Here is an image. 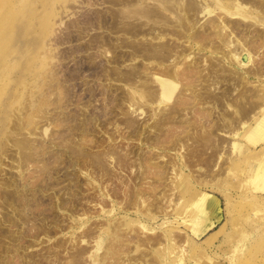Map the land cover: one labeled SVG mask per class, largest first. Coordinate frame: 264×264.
Segmentation results:
<instances>
[{
    "label": "bare ground",
    "instance_id": "obj_1",
    "mask_svg": "<svg viewBox=\"0 0 264 264\" xmlns=\"http://www.w3.org/2000/svg\"><path fill=\"white\" fill-rule=\"evenodd\" d=\"M108 1L111 2V5H118V7L114 11L112 9L116 6L112 5L111 12H114L111 16L100 15L97 18L99 25L109 28V33L96 35L97 38H95L94 44H97L98 48L101 47L102 53L106 55V59H104L106 62H102L105 66L102 65V69L98 68V72L102 71L99 74L106 77L105 79L113 78L124 82L127 90L121 96H118L120 94L116 95L119 97L116 98L115 95V97L112 95V86L106 85L107 88L105 90H108V96L112 99L111 103H107H115V105L108 106L109 108L112 107L109 109V112H102L104 118L101 121L103 126L109 122L111 123V121H118L115 124V130L122 124L126 128V134L124 135L126 138H124L127 139L128 137L131 140L137 141L134 144H131L132 141L130 143L127 142L128 144L125 146L116 144V139L113 140L116 137L114 134H117L115 131H106V139L108 141L105 139L100 140L101 138L94 140L92 138L94 129L91 125V117L84 112L83 115L79 113L82 115L81 117L73 114L74 116L71 117L74 123L70 124L71 128L68 127L70 129L68 130L69 132L61 131L66 134L60 135L59 138L61 139L54 143L56 146L60 147L61 145L64 148L63 153L59 154V156L57 154L55 155L57 157H54L55 159L49 160L66 163L68 159L70 165L72 164L75 166L74 168L78 169L83 167V165H90L89 169L91 170L89 172L80 169L85 174V180L80 179L76 175H71L68 171L67 173L64 172L65 176L71 177V187H68L66 191H62L66 196L63 194V196L57 197L56 203L53 202L55 204L52 203L51 196H47V199H45L46 197L44 198L42 195H36L32 187L34 180H24L21 185L16 181H12L11 184H14L15 189L3 191L4 193L2 194L5 198L3 200L6 201L3 202L12 206L14 216L13 214L5 213V219L9 222V225H16L19 220L22 224H27L34 215L27 213L31 208L40 210L39 214H42V219L50 216L54 219L56 217L52 213L54 206H62L67 209L70 206L69 209L73 210L72 208H74L75 210V207L81 201L85 202V204L88 203L89 206L92 203L93 206H98L99 215H111V213L113 215L114 210L117 208L132 207L139 218H142H136L137 225L141 229L139 230L141 234L136 230L131 235L119 232L120 218L124 217L110 216V221H105L106 224L102 230H100L102 226L96 223V228L94 225L95 230L94 228H85L86 230L82 231L81 236L79 235L80 238H77L85 243L86 239L95 237V241L100 243L102 242L103 230H109L108 227H114L115 231H107L111 235V238L105 254L107 253L110 259L124 255V259L127 260L124 264H129L128 262L132 258L133 261H141L143 264H163L164 257L169 260L174 259L176 263L182 260L187 262V259H184L189 254L186 242L188 243L191 239L198 238L206 228L214 223L216 219H219L216 210L218 196L205 190L206 188L214 189L215 191L221 190L207 179L205 180L209 182L205 180L204 182L199 181L198 176L192 173L191 166L200 165L207 172V175H210L213 179L216 177V174L222 175L221 173H224L226 165L230 164L228 162L224 165L225 162L232 159L230 157L233 150H237L243 144L239 138H246L250 147L253 148H251L249 153L242 151L244 158L248 160V165L245 169L248 174H256V182L261 181L262 183H258L256 187L254 186V189L258 188L256 190L257 194H264V164L262 161H259L262 160L261 156L263 158L264 155V87H262L264 86V0ZM101 14L104 13L101 12ZM202 17L205 18L203 21H200ZM93 42H90L92 46L94 45ZM137 58L140 60L136 61ZM128 62L131 64L122 69V64ZM55 76L56 74L53 77L55 78ZM48 80L50 82V79ZM51 81L53 80L51 79ZM60 83L56 81L51 85L52 89L56 91L59 88L61 89L62 85ZM248 85L251 87H248ZM49 87L47 90L50 89ZM62 91H64L65 95L55 97L56 99L51 104L55 106L62 105L67 95L64 88ZM62 91L60 90V93ZM173 93L176 94L174 97L172 96ZM171 96L174 100H170L171 103L166 102ZM142 102L147 103L148 108L152 110L150 111L152 114L149 115L150 121H139L133 115L127 113L129 111L133 113H137V111L139 113L144 112ZM42 104L43 102L39 101V107H37L39 111L42 108ZM123 106L127 109L123 110ZM106 108L107 106L104 109ZM114 108L122 110L120 112L122 115L116 116L115 113L112 115V110H115ZM213 111L216 113L213 114ZM107 114L108 116L105 117ZM28 116L29 118L31 117L30 115ZM61 116L57 114L56 121L59 123L63 121L64 124L67 117L62 116L63 118H61ZM30 122H27L28 125H30ZM52 123L56 122L53 121ZM20 125L22 127V124ZM28 125L24 126L27 127ZM54 125H57V123ZM18 129L19 127L16 130ZM31 129L29 130L30 132ZM61 132L60 134H62ZM73 135H77L75 136L76 139ZM228 136H231V138L226 139ZM14 141L20 155L18 166H24L29 161L39 160L40 156L43 157V159L41 158L43 164L39 166L37 172L38 176H42L39 188L42 190L50 188L53 183H51V180H48L51 173L56 169L52 165L54 162L51 164L46 159L47 157L43 156L46 145L41 143L35 146L36 143L34 144L25 138H19V140ZM258 143H261V145L257 147ZM94 146L95 148H93ZM228 147L229 150H233H230L232 152H228L227 155L225 154V150ZM230 154L231 156H229ZM158 158L165 162L161 164ZM166 165L170 167H166ZM54 166L56 165L54 164ZM126 168L129 169L130 173L124 178V175L122 176L120 173L123 170H127ZM185 169L188 171H185ZM167 170L172 173L168 183L166 182ZM217 178L219 179V177ZM103 179H108L111 183L102 184ZM192 179L194 180L191 181ZM108 183L110 184V188L108 187ZM85 186L89 189L91 188L92 193L88 191V193L81 192L82 189L80 190V188H84ZM191 186L194 188L193 198L189 206H184L181 212L186 214L185 218L183 216V220H188L189 218L193 220L195 216H203L202 224L200 226L190 225L188 229L190 233L186 232L183 234V237L181 235L175 236L174 232H164L161 235L153 234L151 236L145 234L148 231V227L142 221L144 217L145 220L148 217L153 218L155 216L154 212H152L153 210L159 211L158 214L161 212L160 210L165 213L166 211H170L173 195H178ZM221 191L224 192L223 190ZM178 199L179 201H184L181 196ZM107 202L110 205L108 209L105 208ZM79 205L82 204L79 203ZM80 208L82 209L81 213L85 216L81 213L82 216L75 215L73 212L69 213L71 224H66V227L71 228L69 242L73 240V234L75 233L73 227L78 228V226L87 222L90 216L87 213L88 209L86 210L83 205ZM69 209L68 211H70ZM212 209L213 217L207 213V210ZM55 222L57 223L56 227L63 228L59 221ZM37 229H41L46 235L52 231L46 224L45 226H39ZM37 229L35 225L29 226L26 229L24 228L23 232L17 237L16 233L0 228L1 237L4 235L11 240V244L9 245L6 243L2 245V242L0 244V264H63L61 261L65 257H62L63 255L61 256L57 251L65 247L64 243L66 241L55 242V246L57 247L55 248L57 249L55 253L51 254L55 251L53 249L51 253L48 251L47 254L54 255V259L52 258L54 262H50V257L48 256L49 258H47L44 254L40 257L37 256L38 259L33 258L35 256L31 254H27L26 257L23 255L18 256L21 253H18L19 249L31 243L26 240V237L24 239V236L27 235L29 238L35 237L33 233L36 231L33 230ZM192 235H195V238ZM180 238L183 239L180 240ZM163 241L167 245L169 244V254L177 253L174 258L168 254L164 255L165 243L162 244ZM86 243L88 242L86 241ZM69 245L71 246V244ZM76 245L71 246V251L68 250L69 253L67 254L70 258L67 259L66 264H80L82 259L83 261L85 260L84 255L91 251V248L89 249L85 245ZM192 245L197 247L194 243ZM132 250L136 252V255L131 258L129 253ZM147 250L150 252L152 250V255H149L150 257H146L149 253H147ZM198 256L203 257L207 262L210 260L204 249L198 251ZM92 260L95 259L92 258ZM109 264L120 263L116 259L110 261Z\"/></svg>",
    "mask_w": 264,
    "mask_h": 264
},
{
    "label": "rangeland",
    "instance_id": "obj_2",
    "mask_svg": "<svg viewBox=\"0 0 264 264\" xmlns=\"http://www.w3.org/2000/svg\"><path fill=\"white\" fill-rule=\"evenodd\" d=\"M110 3L111 2H109L108 0H0V183H1L0 228L4 229L5 231L7 229V231H12L16 233L17 237L23 232L24 228L26 229L32 225H35L37 229L39 226L40 227L42 225L45 226L46 224V226L47 227L49 226L52 230L51 233L48 235L43 233L41 229L33 230L36 232L33 233L35 237L32 238H29V236L27 237V235H25L24 239L26 237V240H28L31 243L28 246L22 247L23 251L20 248L18 253L20 252L21 253L18 254V256L23 255L26 257L27 254H31L32 256H35L33 258L38 259V257L44 254L46 255L47 258L50 257L49 258V261L51 260L50 262H54L53 261L54 255L51 254L57 251V249H55L57 248L55 246L56 245L55 242L66 241V243H64L65 247L60 248V250L58 249L57 251L58 253H60L61 256L63 255L62 257H65L63 258V261H61L63 264H66L65 262L67 261L68 258H70L68 257L67 253L71 251L70 249L71 246H74L76 244L78 245L82 244L88 247L89 249L91 248L90 253L84 255L85 262L82 259L81 260L82 263L80 262V264H84V263L109 264L110 261L116 259L119 261L120 264H124V262L127 261L126 259H124L125 257L124 255H121V257L117 256L118 258L115 257L110 259L109 255L107 253L105 254V250L108 249L109 240L111 238V235H109V232L107 231L110 230L115 231L113 229L114 227L112 228L108 227L109 230L107 229L103 230L102 242L100 243H97L95 241L96 239L95 237H92L93 239L92 238L86 239L85 243L80 241L79 238L81 236L82 231H85L87 228H94V225L96 228L97 224L98 225L100 224L102 226L100 227V230H102L103 226H105L106 224L105 221H110L111 219L110 216L113 217L119 216V217H124V218H120L121 224H119L118 226L119 232L127 233V235H131L134 233L133 231L136 230L138 233L141 234V232L139 231L141 229L138 227L137 225L138 223L136 221L137 219H142V218H139V216L134 212V209L132 207L120 208V209L117 208L114 210V213L115 212L116 213L115 214L113 213V215L112 213L111 215L109 214L99 215L98 206L95 205L93 206V203L91 206H89L88 203L85 204V202L82 201L79 203H81L86 208V210L88 209L87 213L90 216L87 222H84V224L78 226V228L73 227L75 229V233L73 234V238H72L74 241L72 240L71 242H69L70 241L69 232L71 228L66 226L69 223L71 224V220L69 218L70 212L71 213L73 212L75 215L78 216L83 215L81 213L82 209L80 208L82 207V205H79V203L77 207H75V210L74 208H72L73 210L69 209L70 208L69 206L68 209L70 211H68L67 208L62 206L59 207L54 206L52 209V213L56 215L54 219H52V216L50 215H49L50 217L42 219V214H39L40 210L31 208V210H28L27 213L30 215L33 214L34 215L32 217L33 219L29 217L31 219L27 223L29 225L28 227L26 223L22 224L20 220L17 222L16 225H11V224L9 225V222L6 221L5 219V213H8L10 215L13 214L14 216V213H12L13 212L12 206L3 202L5 201L3 200L5 198L4 195L2 194L7 190L11 191L12 189H15L14 184H11L12 181H16L18 184L20 183L19 185H21V183H23L24 180L25 181L34 180L32 182L33 183L32 187L36 195H40V196L42 195L44 198L46 197L45 199H47V196H51L52 203L53 202L56 203L57 197L63 196L64 193L62 191L64 190L66 191L68 187H71L70 185L72 183L71 177H69L68 175L65 176V173H67V171L68 173L70 172L71 175L72 174L76 175L80 179L85 180V176H84L85 174L82 173L80 169L89 172L91 170L89 169L90 165H83V167H80V169H78V168H74L75 167L74 165L72 164L70 165V163L68 162L69 160L67 158L66 159L68 163L67 162L62 163V161H60L59 159L58 161H60V163L57 161H56L57 163L55 161H50L57 157V156L55 157V155L58 154L59 156V154L63 153L64 148L61 145L60 147L56 146V144L54 143H56L57 140L59 141L61 139L59 138L60 135L63 136V134L65 135L67 132H69L68 130H70L69 128H71L70 124L74 123V121H72V117L75 114L81 117L84 112L91 117V121H92L91 125L94 129V135H95V136L92 135V138H94V140L97 138L98 139L101 138L100 140L105 139L106 141H108L106 139L107 132L115 131V133L117 134H114V136L116 137H114L113 140L116 139V144L119 145L122 144L125 146L128 144L127 142L130 143L132 141L131 144H134L137 141L133 139L131 140L128 137L127 139H125L126 137L124 135L126 134L125 131L126 128H124L122 124L121 125L118 124L120 125L118 129L116 128L118 131L115 130V124L118 123V121L117 122L111 121L112 124L110 122H109L110 124L105 123L106 125L104 126L101 121L104 118L102 112L103 113H105L106 111L109 112L110 111L109 109H111L112 107L109 108L108 106H113V104L115 105V103L110 104L111 103L110 101L112 99L108 96L109 94L107 93L108 90L107 89L105 90V88H107L106 85L112 86L111 89L113 91L112 90L111 91L113 96L114 95L116 96L118 94H120L118 96H121V94H123L124 91L127 90V86L125 85L124 82L120 80L117 81L113 78L105 79L106 77L101 76L102 74L101 75L99 74L102 71L100 70L101 72H98L99 71L98 68L102 69V67L105 66V64L103 65V63L104 61L106 62V60H104L106 59V55L102 53L101 47L98 48L97 44H94L95 38H97V36H99L100 34L104 35L109 33L108 31L109 28L107 26L99 25L97 23L98 22L97 18H99L100 15L101 16L112 15V13L117 9L118 5L116 6L112 4L113 6H116L113 8V6ZM111 9L114 11L111 12L112 11ZM101 12L104 14H101ZM204 18L205 17L200 18V21H203ZM90 42H93L94 45L92 46L91 45L92 43ZM89 43L92 47L89 45ZM91 54H93L95 57ZM138 60L140 59L137 58L136 61ZM128 64L130 65L131 63L129 62L124 63L122 64L121 68L125 69V67H128ZM98 65L101 66L99 67ZM52 73L53 75H51ZM54 73L56 74L55 78L53 77L55 75ZM57 77L60 79H58ZM48 79H50L51 83L49 82ZM51 79L53 81H51ZM54 81L55 82L59 81V83L61 82L60 85L62 86L61 89L59 88L58 91L53 90L51 87V85L55 83ZM48 87L50 89L47 90ZM248 87L251 86L248 85ZM63 88L66 90L67 95L65 96V98L63 97L65 101L62 102V105H60L61 107L51 104V102L57 97L65 95V93H63L64 91H62ZM60 90L62 91V93H60ZM175 95L176 94L173 93L172 96L174 97ZM172 96L166 102L171 103L170 100L171 101L174 100ZM116 98L119 97L116 96ZM39 101L43 102V104L41 105L42 111L41 110L39 111V109L37 108L39 107L38 106ZM107 102L110 103L108 104ZM145 102H142L143 105L142 107L144 108V112L139 113L137 111V113L136 112L133 113L129 111L127 113L133 115V117H135L139 121L142 122L143 121L145 122L147 120L150 121L149 115L152 114V112H150L152 110L148 108V106L146 105L147 103ZM106 106L108 109L107 108L104 109ZM126 109L127 108L123 106V110ZM112 112H113L112 115L114 113L116 116L122 115L120 113L122 112V110L120 111V109L112 110ZM213 112H214L213 114L216 113L215 111ZM55 113L60 114V116L63 114L62 115L63 117H67L64 121V124L63 121H61V123L56 121L57 114ZM79 113L80 114L82 113V115H80ZM28 115L31 116L30 117L31 119L29 118ZM62 116L61 118H63ZM107 116L108 114L105 117ZM53 121L56 122L57 125H54L56 123H52ZM27 122H30V125H28ZM20 124H22V127H20L21 126ZM26 124L28 125L27 127L24 126ZM16 127L17 128L19 127V129L16 130L17 129ZM30 129L31 132L29 131ZM61 131L66 133H63ZM60 132L62 134H60ZM19 138L28 139L30 140V142H33L34 144L36 143L37 145L35 144V146H38L41 143L46 145L45 153L43 154V156H45V158L47 157L46 159L49 162H51V164L54 162L52 165L56 169L51 173L50 179L48 180V181L51 180V183H53L50 188H47L48 190L47 189L42 190L41 188H39L40 187L39 183L42 176H38L37 172L39 166L43 164L42 156L39 155L40 158L38 157L40 161L39 160H35L37 162L29 161V163H27L26 165L22 163V165H24L21 166L22 168L18 166L20 163L19 162L20 155L14 140L17 141V139L19 140ZM229 138H231V136L226 137V139ZM239 140L243 144L241 143L242 144L241 147L237 148V150L234 149L235 150L234 151L233 149H230L233 150L232 152L229 150V147L226 148L225 150L226 151L225 154H227L228 152L230 153L232 152L233 157L231 156V154L229 155L231 156L230 158L232 159H229V161L225 162L224 165H226L228 162L230 164L226 165V169L224 173L223 172L221 173L222 175L216 174V177L213 179L210 175H207V172H205V170L202 167H200V165L195 167L191 166L192 173L195 174V176H198L199 181L201 180L204 182V180L207 179L212 183H214L216 186H218L219 187L218 189L224 191V192H222L221 190L215 191L214 189H209V188H206L205 190L207 192L210 191L209 193H213L216 196H218L217 197L218 200L216 202L217 204L216 210L219 215V219L216 220L213 219L215 220L214 223H212L208 228H206L198 238H195V235H192V237L195 239H191L188 243L186 242V247L187 250L189 249V254L184 259H187V262L185 260H182L181 262L176 263V260L174 259L169 260L164 257L163 264H173V263L174 264H196V263L197 264H264V201H263L264 194L263 193L257 194L258 192L256 190L258 188L254 189V186L256 187L258 183L261 184L262 182L261 181L256 182L257 180L256 174L253 175L248 174L247 170L245 169L246 166L248 165L247 163L248 160L244 158L242 151L249 153V151L253 147H250V145L246 141V138L240 137ZM258 145L260 146L261 143L260 144L258 143L257 147ZM248 146L250 149L247 148ZM93 148H95V146ZM165 156L169 157L168 155ZM63 157L65 158L64 155ZM261 159L262 160L259 161H262V163L264 164V155L263 158L261 156ZM158 161L161 164L165 162L159 158ZM54 164L56 166H54ZM166 167H170V166L166 165ZM36 169L37 171H35ZM126 169L127 170H123L120 173V175L122 176L124 175V178H126V176L129 175L130 173L129 169L128 168ZM168 170L170 169L168 168ZM168 170H167L168 174H166V176L168 177V178L166 177L167 183L170 179V176L172 175V173H170V171ZM185 171L188 170L185 169ZM217 177H219V179ZM25 178L28 179L26 180ZM210 178H212L213 180ZM103 180H102V184H105L110 181L108 179H103ZM193 180L194 179H192L191 181ZM207 180L205 181L209 182ZM109 186L110 184L108 185V187ZM82 187L80 188V190L82 189L81 192L92 193L91 188L89 189L87 186H85L84 188ZM193 189L194 188L191 186L186 191H183L182 193L180 192L178 195H173L170 205L171 209L168 208L170 209V211H166L165 213L164 211L160 210L161 212L158 214L159 211L153 210L152 212H154L155 215L153 218L148 217L145 220L144 217L142 221L146 223L148 227V231L146 233L145 232L143 233L147 234L148 236H151L153 234L161 235L164 232L167 233L174 232L175 236L181 235V237H183V234H185L186 232L190 233V231L188 230L190 225L194 224L195 226H200L203 222L202 221L203 216H195L193 220L192 218H189L188 220H183V216L185 218L186 214L181 213L184 206H189V204L191 203L193 198ZM64 196H66V194H64ZM177 196L178 197L181 196L184 199V201H179ZM184 203L187 205H185ZM105 206H106L105 208L107 209L110 207L108 202L106 203ZM207 213L211 214V216L213 217V209L207 210ZM55 221H59L60 224H62L63 228L60 229V227L59 228L56 227L57 223ZM5 223L6 225L7 224L8 225L6 226ZM2 236L3 237H1L0 235L1 238L0 244L2 243H3L2 245H4L5 243L7 245L11 244L10 242L11 240H9L10 238L4 235ZM182 239L183 238H180V240ZM86 241L88 243H86ZM68 243L71 244V246ZM190 243L191 246L189 247ZM192 243L196 244L195 246L197 247H194ZM162 244L165 245L164 255L168 254L173 258L177 255V253L169 254L168 249H170V247H168L169 244L167 245L165 241H163ZM52 249L55 251L52 252ZM201 249H204V251H206V253L208 254L209 257L208 256L207 257L210 258L208 262L205 261L203 257L198 256V251ZM48 251L52 253L47 254ZM151 252L147 250L148 256L146 257H150L152 255ZM129 254L132 258V256L135 257L136 252L132 250ZM92 258L95 260H92ZM119 258L121 259L119 260ZM199 260L201 261L197 262ZM55 263H57V261H55ZM128 263L143 264V262L141 261H137V262L136 260L133 261V258L130 259ZM42 264H48V263H42Z\"/></svg>",
    "mask_w": 264,
    "mask_h": 264
}]
</instances>
